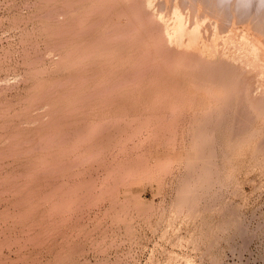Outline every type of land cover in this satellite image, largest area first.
I'll return each mask as SVG.
<instances>
[{
  "label": "rangeland",
  "instance_id": "rangeland-1",
  "mask_svg": "<svg viewBox=\"0 0 264 264\" xmlns=\"http://www.w3.org/2000/svg\"><path fill=\"white\" fill-rule=\"evenodd\" d=\"M130 1L0 0V264H264V3Z\"/></svg>",
  "mask_w": 264,
  "mask_h": 264
},
{
  "label": "bare ground",
  "instance_id": "bare-ground-1",
  "mask_svg": "<svg viewBox=\"0 0 264 264\" xmlns=\"http://www.w3.org/2000/svg\"><path fill=\"white\" fill-rule=\"evenodd\" d=\"M149 1H151V0H149ZM152 1H153V0H152ZM170 1H171V0H170ZM130 2H133V1H130ZM134 2H135V0H134ZM134 2H133V3H134ZM139 2H141V0H140ZM139 2H138V3H139ZM144 2H145V1H144ZM188 3H189V2H188ZM197 3H198V2H197ZM233 3H234V2H233ZM130 4H131V3H130ZM134 4L136 5L137 8H135V7H131V9H132V8L139 9V8L142 6V4H141L140 7L137 6L138 4H136V3H134ZM134 4H133V5H134ZM177 4H178V3H177ZM203 4H204V3H203ZM128 5H129V3H128ZM182 5H183V4H182ZM199 5H200V4H199ZM149 6H150V5H149ZM152 6H153V3H152ZM123 7H127V8H129L130 6L128 7V6L125 5V6H123ZM146 7H147V5H146ZM201 7H202V6H201ZM147 8H148V7H147ZM149 8H151V7H149ZM154 8H155V7H154ZM129 9H130V8H129ZM142 9H143V6H142ZM196 9H197V8H196ZM122 10H124V8H123ZM122 10H121V12H123ZM125 10H127V9L125 8ZM133 10H134V9H132V11H133ZM143 10H144V9H143ZM143 10L140 9L139 12L141 11V13H143ZM132 11H130V12H132ZM145 11H146V10H145ZM147 11H148V10H147ZM147 11H146V12H147ZM152 11H154V10L152 9ZM173 11H174V10H173ZM173 11H172L171 13H173ZM180 11H181V10H180ZM197 11H198V9H197ZM130 12H128V13H130ZM133 12H134V11H133ZM135 12H137V10H135ZM149 12H150V11H149ZM175 12H177V11H175ZM125 13H126V12H125ZM141 13H140V14H141ZM151 13H152V12H151ZM154 13H156V10H155ZM158 13H159V12H158ZM177 13H178V12H177ZM179 13H180V12H179ZM185 13H186V12H185ZM196 13H197V12H196ZM132 14H133V13H132ZM144 14H145V13H144ZM148 14H150V13H148ZM148 14H147V15H148ZM181 14H182V13H181ZM181 14H180V15H181ZM133 15H134V14H133ZM133 15H132V16H133ZM138 15H139V14H138ZM138 15L135 14L134 17H135V16L138 17ZM145 15H146V14H145ZM151 15H152V14H151ZM171 15H172V14H171ZM200 15H201V14H200ZM160 16H161V14H160ZM160 16H159V17H160ZM194 16H195V15H194ZM234 16H235V15H234ZM136 17H135V18H136ZM143 17H144V16H143ZM145 17H146V16H145ZM145 17H144V18H145ZM151 17H155V18H157L158 16L156 17V16L153 14V16H151ZM162 17H163V15H162ZM186 17H188V16H186ZM184 18H185V17H184ZM227 18H228V17H227ZM132 19H134V18H132ZM136 19H137V18H136ZM140 19H141V18H140ZM151 19H153V18H151ZM157 19H159V18H157ZM172 19H173V18H172ZM193 19H194V18H193ZM125 20H127V19L125 18ZM134 20H135V19H134ZM144 20H146V19H144ZM162 20H163V19H162ZM127 21H128V20H127ZM139 21H141V20H139ZM148 21H149V20H148ZM158 21H159V20H158ZM160 21H161V20H160ZM164 21H165V20H164ZM164 21H162V22H164ZM167 21H168V20H167ZM169 21H170V20H169ZM169 21H168V22H169ZM199 21H200V20H199ZM225 21H226V20H225ZM133 22H134V21H133ZM142 22H143V21H141V23H142ZM145 22H146V21H145ZM150 22H151V21H150ZM152 22H153V21H152ZM152 22H151V23H152ZM113 23H114V22H113ZM117 23H118V22H117ZM127 23H128V22H127ZM138 23H140V22H138ZM143 23H144V22H143ZM143 23H142V24H143ZM146 23H147V22H146ZM146 23H144V24L146 25ZM154 23H155V19H154ZM158 23H159V22H158ZM158 23L156 22L155 24L157 25ZM169 23H170V22H169ZM172 23H173V22H172ZM190 23H191V22H190ZM204 23H205V21H204ZM224 23H225V22H224ZM115 24H116V23H115ZM129 24H130V23H129ZM144 24H143V26H144ZM161 24H163V23H161ZM161 24H160V25H161ZM186 24H188V22L185 23V25H186ZM192 24H193V23H192ZM118 25H119V24H118ZM136 25H137V24H136ZM138 25H139V24H138ZM152 25H153V24H152ZM163 25H164V24H163ZM165 25H166V24H165ZM167 25H168V24H167ZM193 25H194V24H193ZM202 25H203V24H202ZM139 26H140V25H139ZM153 26H154V25H153ZM153 26H152V28L150 27V29H153ZM158 26H159V24H158ZM171 26H172V25H170V27H171ZM122 27H123V26H122ZM134 27H135V25H134ZM156 27H157V26H156ZM214 27H215V26H214ZM138 28H140V27H138ZM147 28H148V27H147ZM163 28H164V27H163ZM165 28H166V27H165ZM188 28H189V27H188ZM188 28H187V26H186V27L182 26L181 18L176 16L175 22H174V24H173V26H172V28H171L173 31H172L171 29H170V30L172 31V33H173V32H177V33L180 32V36H181V35H183V36L186 35V36H187V35H189V34H191V35L193 34V37H192V36L190 37V35H189V39L186 40V41H188V42H186V44L188 43V44L190 45L191 42H194V43L197 42V40H198L197 37H198L199 35L196 37V35H195L196 32L194 31L195 29H194V30H190V29H188ZM190 28H191V27H190ZM223 28H224V27H223ZM114 29H115V28H114ZM145 29H146V28H145ZM159 29H160V31H161L162 28L159 27ZM167 29H168V27H167ZM196 29H197V27H196ZM212 29H213V28H212ZM215 29H216V28H215ZM236 29H237V28H236ZM246 29H247V28H246ZM154 30H155V29H154ZM165 30H166V29H165ZM165 30H163V31H165ZM197 30H198V29H197ZM120 31H121V30H120ZM131 31H132V30H131ZM149 31H150V30H149ZM149 31H148V32H149ZM151 31H152V30H151ZM163 31H161L160 33L162 34ZM227 31H229V30H227ZM154 32H155V31H154ZM166 32H167V30H166ZM194 32H195V33H194ZM197 32H198V31H197ZM130 33H131V32H130ZM140 33H141V32H140ZM145 33H146V32H145ZM149 33H150V32H149ZM156 33H157V32H156ZM160 33H159V34H160ZM167 33H168V35H170V34H169V31H168ZM167 33H166V34H167ZM181 33H185V35H184V34H181ZM187 33H188V34H187ZM222 33H223V32H222ZM235 33H237V32H235ZM245 33H246V32H245ZM150 34H151V33H150ZM178 34H179V33H178ZM213 34H215V33H213ZM216 34H217V33H216ZM240 34H241V33H240ZM118 35H119V34H118ZM145 35H147V34H145ZM151 35H152V34H151ZM175 35H176V38H177V34H175ZM220 35H221V34H220ZM155 36H157V35H155ZM159 36H160V35H159ZM159 36H158V37H159ZM162 36H163V35H162ZM178 36H179V35H178ZM183 36H182V39H183ZM244 36H245V35H244ZM164 37H166V36H164ZM169 37L171 38V36H169ZM202 37H203V36H202ZM212 37H214V36H211V38H212ZM240 37H241V35H240ZM118 38H119V37H118ZM166 38H168V37H166ZM179 38H180V37H179ZM185 38H188V36L185 37ZM196 38H197V39H196ZM242 38H243V37H242ZM262 38H263V37H262ZM156 39H157V38H156ZM158 39H159V38H158ZM160 39H161V37H160ZM195 39H196V42L193 41V40H195ZM253 39H254V38H253ZM154 40H155V39H154ZM178 40L180 41L181 39H178ZM201 40L203 41L202 38H201ZM260 40H261V39H260ZM140 41H141V40H140ZM154 42H156V41H154ZM163 42H164V38H163ZM163 42H162V43H163ZM183 42L185 43V41H183ZM183 42L180 43L181 46L184 44ZM189 42H190V43H189ZM205 42H206V41H205ZM127 43H128V42H127ZM129 43H130V42H129ZM178 43H179V42H178ZM182 43H183V44H182ZM252 43H253V42H252ZM117 44H118V43H117ZM157 44H159V42H158ZM160 44H161V43H160ZM163 44H165V46L167 45V44H166V39H165V43H163ZM180 44H179V45H180ZM192 44H193V43H192ZM192 44H191V45H192ZM204 44H205V43H204ZM122 45H123V44H122ZM141 45H142V44H141ZM151 45H152V44H151ZM168 45H169V44H168ZM168 45H167V46H168ZM199 45H201V44H199ZM202 45H203V42H202ZM209 45H210V44H209ZM217 45H218V44H217ZM222 45H223V44H222ZM253 45H254V44H253ZM146 46H147V45H146ZM155 46H156V44H155ZM159 46H160V45H159ZM193 46H194V45H193ZM205 46H206V45H205ZM211 46H212V45H211ZM211 46H210V47H211ZM251 46H252V45H251ZM251 46H250V47H251ZM152 47H153V45H152ZM160 47H161V46H160ZM203 47H204V45H203ZM217 47H218V46H217ZM157 48H158V47H157ZM162 48H164V47H162ZM168 48H169V47H167L166 50H168ZM170 48H172V47H170ZM181 48H182V49H185V48H186V50H187V47H186V46H185V48H184V47H181ZM194 48H197V46L194 47ZM206 48H207V47H206ZM245 48H246V47H245ZM254 48H256V47H254ZM159 49H160V48H159ZM172 49H174V47H173ZM182 49H179V51L182 50ZM188 49L190 50V47H189ZM191 49H192V48H191ZM203 49H204V48H203ZM203 49H202V50H203ZM208 49H209V48H208ZM257 49H258V48H257ZM161 50H162V49H161ZM166 50H165V52H166ZM175 50H176V49H175ZM175 50H174V51H175ZM189 50H188V51H189ZM152 51H153V49H152ZM179 51H178V52H179ZM182 51H184V50H182ZM190 51H191V50H190ZM197 51H198V49H197ZM206 51H207V50H206ZM255 51H256V50H255ZM160 52L163 53V51H160ZM168 52H169V50H168ZM170 52L173 53L172 50H171ZM175 52L178 53L177 51H175ZM202 52H203V51H202ZM153 53H154V52H153ZM171 53H170V54H171ZM189 53H190V52H189ZM157 54H158V51H157ZM163 54H164V53H163ZM178 54H179V53H178ZM187 54H188V53H187ZM193 54H194V51H193V53H191L190 56L192 57ZM258 54H259V53H258ZM161 55H162V54H161ZM196 55H197V54H196ZM204 55H205V54H204ZM204 55L200 58V60L202 59V61H203V59H204ZM220 55H222V54H220ZM259 55H260V54H259ZM155 56H156V55H155ZM187 56H189V54H188ZM198 56H199V55H198ZM256 56H258V55L256 54ZM262 56H263V54H262ZM262 56H260V57H262ZM162 57H163V56H162ZM165 57H166V56H165ZM167 57H169V56H167ZM170 57H172V55H171ZM181 57H182V55H181ZM181 57H180V58H181ZM208 57H209V56H208ZM220 57H221V56H220ZM143 58H144V57H143ZM184 58H187V59H188V57H185V55H184L183 59H184ZM192 58H193V57H192ZM192 58H190V59H192ZM194 58H195V55H194ZM194 58H193V60H194ZM197 58H198V57L196 56V61H197ZM222 58H223V57H222ZM258 58H259V57H258ZM263 58H264V57H263ZM187 59H186V60H187ZM190 59H189V60H190ZM198 59H199V58H198ZM218 59L221 60L220 58H218ZM167 60H169V59H167ZM207 60H208V58H207ZM207 60H206V61H207ZM255 60H256V59H255ZM259 60H260V59H259ZM169 61H170V60H169ZM221 61H222V60H221ZM143 62H144V61H143ZM178 62H179V61H178ZM186 62H187V61H186ZM210 62H213V61H210ZM187 63H188V62H187ZM192 63H193V62H192ZM199 63H200V61H199ZM204 63H205V62H204ZM222 63H223V62H222ZM184 64H185V63H184ZM189 64H190V62H189ZM194 64H195V63H194ZM205 64H206V63H205ZM211 64H212V63H211ZM223 64H224V65H227L226 63H223ZM223 64H222V65H223ZM203 65H204V64H202L201 66H203ZM208 65H209V64H208ZM217 65H218V64H217ZM193 66H194V65H193ZM197 66H198V64H197ZM210 66H211V65H210ZM227 66H228V65H227ZM185 67H187V68L189 69L188 64H186ZM191 67H192V65H191ZM214 67H215V65H214ZM214 67H212V69H213ZM183 68H184V66H183ZM197 68L199 69V67H197ZM197 68H196V69H197ZM205 68H206V67H205ZM207 68H208V67H207ZM207 68H206V70L209 69V68H208V69H207ZM219 68H220V66H219ZM223 68H224V67H222V69H223ZM225 68H230V67H226V66H225ZM257 68H258V67H257ZM192 69H193V68H192ZM194 69H195V68H194ZM200 69H203V68H200ZM214 69H215V68H214ZM214 69H213V70H214ZM232 69H233V68H232ZM190 70H191V69H190ZM203 70H204V69H203ZM220 70H221V69H220ZM226 70H228V69H226ZM258 70H259V69H258ZM258 70H257V71H258ZM204 71H205V70H204ZM204 71H203V72H204ZM211 71H212V70H211ZM224 71H225V69L223 70V72H224ZM254 71H255V70H254ZM195 72H196V71H195ZM207 72H208V71H207ZM207 72H206V73H207ZM223 72H222V73H223ZM232 72H233V70H232ZM232 72H231V73H232ZM188 73L190 74V72H188ZM188 73H187V75H188ZM196 73H198V72H196ZM199 73H200V72H199ZM218 73H219V72H218ZM222 73H220V74H222ZM225 73H226V71L224 72V74H225ZM227 73H228V72H227ZM231 73H230V75H231ZM257 73H258V72H257ZM202 74H203V73H202ZM212 74H213V73H212ZM214 74H215V73H214ZM233 74H234V73H233ZM190 75H191V74H190ZM192 75H193V74H192ZM204 75H205V74H204ZM206 75H209V74H206ZM206 75H205L204 77H205V79L208 80V78H206V77H209V76H206ZM228 75H229V74H228ZM257 75H258V74H257ZM194 76H195V74H194ZM212 76H213V75H212ZM212 76H211V77H212ZM218 76L220 77V75H218ZM232 76H233V75H232ZM187 77H189V76H187ZM191 77H192V76H191ZM200 77H201V75H200ZM214 77H215V76H214ZM223 77H225V75H223ZM227 77H230V76H227ZM235 77H236V76H235ZM235 77H234V78H235ZM240 77H241V76H240ZM240 77H239V78H240ZM244 77H245V76H244ZM250 77H251V76H250ZM192 78H194V77H192ZM192 78H191V79H192ZM198 78H199V77H198ZM209 78H210V77H209ZM212 78H213V77H212ZM221 78H222V77H221ZM202 79H203V77H202ZM215 79H216V78H215ZM226 79H227V78H226ZM230 79H231V78H230ZM244 79H246V78H244ZM218 80H219V82L222 81V83L224 84L223 81H224L225 79H224V80H221V79L218 78ZM236 80H237V79H236ZM236 80H235V81H236ZM238 80H239V79H238ZM240 80H241V79H240ZM246 80H247V79H246ZM252 80H254V79H252ZM252 80H251V81H252ZM192 81H194V80L192 79ZM210 81L212 82V80H210ZM229 81H230V80H229ZM229 81H228V82H229ZM219 82H216V83H219ZM254 82H255V81H254ZM199 83H200V82H199ZM212 83H213V82H212ZM225 83H226V81H225ZM238 83H239V82H238ZM243 83H244V82L242 81V84H243ZM246 83H247V82H246ZM249 83H250V82H249ZM262 83H263V82H262ZM204 84H205V83H204ZM213 84H214V83H213ZM226 84H227V83H226ZM220 85H222V84H220ZM229 85H230V84H229ZM244 85H245V84H244ZM222 86H223V85H222ZM240 86H241V85H240ZM240 86H239V88H240ZM249 86H251V85H249ZM253 86H254V85H253ZM224 87H225V84H224ZM224 87H223V88H224ZM245 87H246V85H245ZM251 87H252V86H251ZM254 87H255V86H254ZM246 88H247V87H246ZM249 88H250V87H249ZM252 88H253V87H252ZM241 89H242V88H241ZM244 89H245V88H244ZM229 90H230V87H229ZM253 90H254V89H252V92H253ZM242 91H243V90H242ZM242 91H241V93H242ZM247 91H248V88H247ZM260 91H261V90H260ZM229 92H230V91H229ZM248 92H249V91H248ZM250 92H251V90H250ZM252 92H251V93H252ZM261 93H262V92H261ZM256 94H257V93H256ZM240 95H241V94H240ZM252 95H253V94H252ZM254 95H255V94H254ZM254 95H253V97H254ZM246 96H247V95H246ZM250 96H251V94H250ZM257 96H258V95H256V97H257ZM230 97H231V96H230ZM237 97H240V96H237ZM253 97H251V99H252ZM259 97H261L260 99H262V96H259ZM242 98H243V97H242ZM248 98H249V97H248ZM222 99H223V98H222ZM222 99H221V101H222ZM224 99H225V97H224ZM240 99H241V97H240ZM243 99H244V98H243ZM260 99H259V100H260ZM227 100H228V99H227ZM254 100H255V99H254ZM259 100H257V101H259ZM263 100H264V96H263ZM263 100H261V101H263ZM223 101H225V100H223ZM223 101H222V103H223ZM251 101H253V99H252ZM251 101H250V103H251ZM257 101H256V103H257ZM225 102H226V101H225ZM227 103H228V102H227ZM227 103H226V104H227ZM261 103H262V102H260V104H261ZM239 104H240V103H239ZM263 104H264V102H263ZM223 106H224V104H223ZM223 106H222V107H223ZM228 106H229V104H228ZM257 106H258V104H257ZM218 107H219V106H218ZM225 108H226V107H224V109H225ZM227 108H228V107H227ZM252 108H253V107H252ZM246 109H247V108H246ZM254 109H255V107H254ZM259 109H260V107H259ZM222 110H223V108H222ZM227 110H230V109H227ZM227 110H226V111H227ZM220 112H222V111H220ZM246 112H247V111H246Z\"/></svg>",
  "mask_w": 264,
  "mask_h": 264
},
{
  "label": "clouds",
  "instance_id": "clouds-1",
  "mask_svg": "<svg viewBox=\"0 0 264 264\" xmlns=\"http://www.w3.org/2000/svg\"><path fill=\"white\" fill-rule=\"evenodd\" d=\"M256 3H264V0H254L253 7H255Z\"/></svg>",
  "mask_w": 264,
  "mask_h": 264
}]
</instances>
